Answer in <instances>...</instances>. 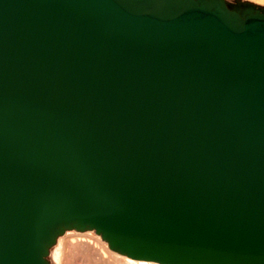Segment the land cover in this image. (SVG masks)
I'll use <instances>...</instances> for the list:
<instances>
[{"label": "water", "instance_id": "obj_1", "mask_svg": "<svg viewBox=\"0 0 264 264\" xmlns=\"http://www.w3.org/2000/svg\"><path fill=\"white\" fill-rule=\"evenodd\" d=\"M72 229L264 264V5L0 0V264Z\"/></svg>", "mask_w": 264, "mask_h": 264}, {"label": "rangeland", "instance_id": "obj_2", "mask_svg": "<svg viewBox=\"0 0 264 264\" xmlns=\"http://www.w3.org/2000/svg\"><path fill=\"white\" fill-rule=\"evenodd\" d=\"M251 1L264 5L263 0ZM72 235H75L76 239ZM59 238H61V241L58 239L49 256L52 264H130L126 261L125 257L112 252L107 241L97 234L95 230H67ZM63 239H66V242ZM106 250L110 252L108 253ZM102 255L105 256L103 257Z\"/></svg>", "mask_w": 264, "mask_h": 264}, {"label": "bare ground", "instance_id": "obj_3", "mask_svg": "<svg viewBox=\"0 0 264 264\" xmlns=\"http://www.w3.org/2000/svg\"><path fill=\"white\" fill-rule=\"evenodd\" d=\"M264 1V0H263ZM73 230H75V229H73ZM81 235V234H80ZM79 235V237H81ZM73 236V235H72ZM77 236H78V234H77ZM74 238H75V235L73 236ZM72 237V239L74 240V238ZM86 237H88V236H86ZM62 238V237H61ZM61 238H59V240L61 241ZM82 238V237H81ZM67 239V238H66ZM66 239H63L64 240V242H66L65 240ZM76 239V238H75ZM87 239H89V238H87ZM86 239V240H87ZM90 239H91V237H90ZM82 240V239H81ZM84 240V239H83ZM94 243V242H93ZM95 244V243H94ZM100 244V243H99ZM98 245V244H97ZM66 247V246H65ZM110 248V247H109ZM64 249V248H63ZM96 249V248H95ZM101 249V248H100ZM111 250V249H110ZM107 251V250H106ZM112 252H114V253H116V254H118V255H120V256H123V257H125V259H126V261L128 262V263H130V264H157V262H154V261H147V260H138V259H133V258H130V257H128V256H126V255H123V254H120V253H118V252H116V251H114V250H111ZM100 252V251H99ZM101 252H103V251H101ZM108 253L110 252V251H107ZM104 253V252H103ZM101 254V253H100ZM98 255V254H97ZM103 256V255H102ZM105 256V255H104ZM103 256V257H104ZM110 258V257H109ZM102 259V258H101ZM114 262V261H113Z\"/></svg>", "mask_w": 264, "mask_h": 264}, {"label": "flooded vegetation", "instance_id": "obj_4", "mask_svg": "<svg viewBox=\"0 0 264 264\" xmlns=\"http://www.w3.org/2000/svg\"><path fill=\"white\" fill-rule=\"evenodd\" d=\"M231 3H235V0H229Z\"/></svg>", "mask_w": 264, "mask_h": 264}]
</instances>
